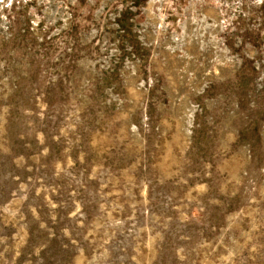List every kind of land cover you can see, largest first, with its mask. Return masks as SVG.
Here are the masks:
<instances>
[{"label":"rangeland","instance_id":"374dc122","mask_svg":"<svg viewBox=\"0 0 264 264\" xmlns=\"http://www.w3.org/2000/svg\"><path fill=\"white\" fill-rule=\"evenodd\" d=\"M0 264H264V0H0Z\"/></svg>","mask_w":264,"mask_h":264}]
</instances>
